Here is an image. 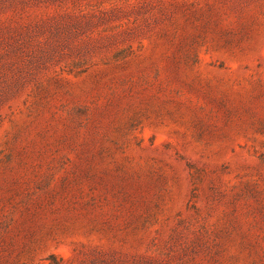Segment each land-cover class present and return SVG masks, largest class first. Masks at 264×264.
I'll list each match as a JSON object with an SVG mask.
<instances>
[{
  "label": "rangeland",
  "instance_id": "374dc122",
  "mask_svg": "<svg viewBox=\"0 0 264 264\" xmlns=\"http://www.w3.org/2000/svg\"><path fill=\"white\" fill-rule=\"evenodd\" d=\"M0 264H264V0H0Z\"/></svg>",
  "mask_w": 264,
  "mask_h": 264
}]
</instances>
